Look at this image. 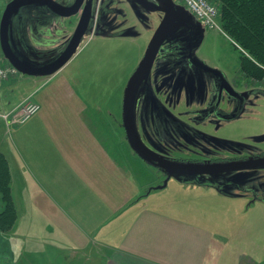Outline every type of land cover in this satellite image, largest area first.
Returning <instances> with one entry per match:
<instances>
[{
  "label": "rangeland",
  "instance_id": "rangeland-1",
  "mask_svg": "<svg viewBox=\"0 0 264 264\" xmlns=\"http://www.w3.org/2000/svg\"><path fill=\"white\" fill-rule=\"evenodd\" d=\"M120 1L124 13V17L120 18L122 26L132 28L137 36L92 37L78 55L53 76L29 77L20 73L0 83V113H10L28 98L42 107L37 115L41 118L36 130L37 137L29 136V141L19 137V132H24L28 124L8 127L0 117V151L14 161L13 158H18L21 150L27 161L32 164L34 159L30 158V154L37 150V157L42 160V166L37 168V175L42 178L45 176L44 172L48 175V169L43 170L48 164L55 166L53 171H58L51 173L52 183H56L59 176H62L63 183H66L67 176L69 181L76 184L84 182L85 180L77 175L79 170L84 173L86 179L93 182L114 181L115 170H111V167H125L131 163L135 176L138 175L135 182L139 184L140 198L151 193L148 195L150 207H164L163 212L181 215L188 228L198 231L197 245L200 244L203 251H206L213 241L216 248L220 249L223 245L222 252L218 253L217 250L218 264H232L234 255L237 257L241 251H248L250 258L264 264V166L233 172L172 176L168 172L154 170L137 158L129 146L125 130L122 128L125 86L143 60L163 24L166 13L163 6L161 10L152 8L154 4L162 5L160 0ZM174 2L177 21L158 49L151 68L172 62L178 66L182 64L192 68L191 59L195 58L216 70L218 107L214 113L209 111L206 118L192 117L193 119L188 120L190 113L187 112L189 116L179 117L178 122L182 127L178 128L156 107L147 106L142 112L145 117L143 123L147 125L150 116L151 129L150 126H147V129L151 131V138L158 139V142L154 140V143H146L143 140V143L162 158L175 161L225 156L228 154L227 145L245 148L252 153L264 152V142L256 143L254 139L264 136V89L251 88L246 90L247 94L241 91V86L232 87V94L227 90V86L232 85L235 78L242 76L240 54L249 56L248 53L224 31L219 21L221 30H207L183 3L179 0ZM213 4L220 12L219 5L215 1ZM74 19L76 25L77 19ZM56 27L58 24L55 25L54 32L57 31ZM0 54L2 64L9 65L2 53L1 44ZM251 86H258V83L252 81ZM199 91L203 93L201 88ZM138 94L147 96L145 81ZM209 103L210 100L205 104L188 105L182 101L180 105H184L181 107L187 110L193 107L210 110ZM160 105L163 107L162 103ZM166 108L170 110L174 107L167 104ZM173 113L177 116L174 111ZM228 113L237 114V117L227 120L221 116ZM75 117L86 119L87 130L93 134L92 140L73 144L59 138L52 141L50 136L46 135L69 132L70 120L75 121ZM133 120L138 128L136 123L140 122L135 113ZM55 122L59 124L54 125ZM56 127H59V130H56ZM73 127L78 132L77 123H74ZM183 136L192 138L193 141H175ZM168 138L171 145L169 147L174 150H165L163 147L164 139ZM204 149L209 153H204ZM62 151L65 154L63 157ZM233 153L238 154L236 151ZM71 162L78 167V173L75 175L73 172L63 173L62 170L64 166H69L66 169L69 170ZM122 179L123 184L127 185V180L124 177ZM17 183H14L16 201L21 190ZM134 183L132 187H135ZM17 203L19 207V201ZM155 211L159 212L157 209ZM12 235L16 240L11 242L17 246L14 247L15 257L11 258L12 263L21 259V262L36 264L33 260L34 254L18 253L20 242L14 234ZM204 260L206 261L205 254Z\"/></svg>",
  "mask_w": 264,
  "mask_h": 264
},
{
  "label": "crops",
  "instance_id": "crops-1",
  "mask_svg": "<svg viewBox=\"0 0 264 264\" xmlns=\"http://www.w3.org/2000/svg\"><path fill=\"white\" fill-rule=\"evenodd\" d=\"M37 115L29 123L21 124H28L24 132H19L22 140L37 137L41 120ZM85 121V118L77 117L75 121L70 120L69 132L46 135L52 141L59 138L73 144L90 141L93 134L87 130ZM74 123L79 126L78 132ZM57 124L59 122L54 123ZM55 129L59 130V127ZM64 155L62 151V157ZM30 158L34 159L32 164L21 150L14 161L7 157L17 207L19 201V217L10 233L0 232V264H34L21 262V259L12 263L14 247H17L11 242L16 240L12 234L20 242L18 253L34 254L36 264H218L217 250L222 252L223 245L216 248L213 241L203 251L201 245H197L198 231L188 228L181 215L163 212L164 207H150L148 195L151 193L140 198L139 184L135 182L138 175L135 176L131 163L125 167H111L115 170L116 180L93 182L80 170L78 173V167L71 162L70 169L66 170L69 166H64L62 172L78 173L85 181L76 184L67 176L63 183L62 176L58 175L56 183H52L51 173L58 172L53 171L55 166L48 164L43 168L49 173L46 175L43 171L45 176L42 178L37 175V168L42 166L37 150L31 152ZM122 177L127 180V185L123 184ZM15 182L21 187L18 201ZM133 183L135 187H132ZM247 253L241 251L237 257L234 255L231 263L260 264Z\"/></svg>",
  "mask_w": 264,
  "mask_h": 264
},
{
  "label": "flooded vegetation",
  "instance_id": "flooded-vegetation-1",
  "mask_svg": "<svg viewBox=\"0 0 264 264\" xmlns=\"http://www.w3.org/2000/svg\"><path fill=\"white\" fill-rule=\"evenodd\" d=\"M11 1L12 0H0V12L2 16L8 4ZM55 1H57L59 4L63 6H68V7H72V6L74 7L76 2H80L77 4V6L80 5L77 15H74L70 18H61L54 15L48 8L39 6L40 10H35L33 12L23 10L22 13L23 15L19 16V18H17L15 22L17 39L15 41L16 46L12 47L13 52L16 56L20 58L21 61H23L26 64L33 65L36 63L50 62L55 58H57V56L60 55L65 50V48L73 39L86 7H90V12H92L91 14L92 18L90 20L89 29L93 27V31L92 34H89L90 33L89 31L85 34L73 58L78 55L84 44L87 41H90L92 37H104V38L132 37V36L124 35L126 30H130L132 28H127V27L123 28L122 26V22L120 21V18L124 17V13L121 9L122 2L120 0H55ZM2 16L0 17V25H1ZM74 18L77 19L76 25H74V20H75ZM56 24H58V27H56L57 31L54 32V27ZM132 32L134 31L131 30L128 33H132ZM198 51H197V55H198ZM139 65L135 68L129 80L127 81L125 86L126 88L131 78L138 70ZM191 66L192 68H189L187 65L182 66V64L178 66L177 63H173V62L171 64L168 63L163 65L159 64L155 68L146 69L142 73V75H140L139 79L135 84V92H134L135 97L133 100L134 102L133 105H134V113L136 115V119L138 116L140 122L139 124L138 123L136 124L139 125V127L137 128L138 130L137 133H138V138L142 144H144L143 140L146 143L147 142L154 143L155 141L158 142V139L151 138L152 135L150 131L151 129L150 116L149 119L147 120V125L143 123L145 117L142 114V112L144 111V108L147 106L156 107L158 111L160 113H163V115L167 119H169L170 121L172 120V122L176 124V127L178 128L182 127L180 126V122H178L180 116L184 118L186 116H189L188 114L190 113L188 120L193 119L192 117L206 118L208 116L209 111L214 113L215 109H217L218 104L216 103L217 102L216 76H218V72H216V70L214 69L205 66L203 63L199 62L195 58L191 59ZM241 77L235 78L232 81L233 86L232 85L227 86V90L229 93L231 94L234 93L233 88H238L240 86L243 87L244 90L242 89L241 91L242 92L245 91V94H247L246 90H250L251 88L264 89V87H258V86L252 87L251 82L247 77H245L243 74ZM144 81H145V88L147 90V96L138 94V91L140 90L141 85L143 84ZM200 88L203 90V93L202 92L200 93L199 91ZM208 100H210L208 107L210 108V110L194 109L195 107L191 108V110H187L186 108L181 107L184 105H180L182 101H185L188 105H191L195 103L205 104L208 102ZM160 103L163 104V107H161ZM167 104H172L174 108L168 110L166 108ZM175 107H179V108H175ZM137 109L139 110V112H137L138 111ZM173 111L176 113L177 116H175ZM187 112L189 113L186 114ZM229 115H235V118L237 117V114H230V113L225 115L223 114L221 116L228 120ZM122 119H123V111H122ZM147 126H150L149 130L147 129ZM175 141L188 142V141H193V139L192 138L187 139L186 137L183 136L182 139ZM261 142L257 141L256 143H261ZM169 146H171L170 139L169 138L166 140L164 139L163 147L165 148V150L169 148L174 150L172 147ZM227 146H228L227 147L228 151L226 153L228 154H226L225 156L211 157L210 159L192 158L189 160H182L180 162L209 166L211 164H217V163L244 162L249 160L250 158L264 157V152L252 153L248 149H247L248 151L245 150V148H237L234 145H227ZM155 148L157 147L155 146ZM147 149L153 155L162 158L161 155H158L150 148L147 147ZM235 151L238 154L233 153ZM203 152L207 154L209 153V151H207L206 149H204ZM136 157L139 158L137 155ZM165 159L167 158L165 157ZM168 160H172V159L168 158ZM151 167L154 170H158L164 173V171H162L161 169L155 168L153 166ZM204 173L207 174L208 171Z\"/></svg>",
  "mask_w": 264,
  "mask_h": 264
},
{
  "label": "water",
  "instance_id": "water-1",
  "mask_svg": "<svg viewBox=\"0 0 264 264\" xmlns=\"http://www.w3.org/2000/svg\"><path fill=\"white\" fill-rule=\"evenodd\" d=\"M162 5L154 4L152 8L154 10H161L162 6L165 9V18L162 26L154 36L149 48L141 61L138 70L131 78L124 94L123 102V128L125 130L126 139L133 150V152L144 162L155 168L161 169L164 172L170 173V175L179 174H195V173H218V172H233L237 170L253 169L264 166V157L250 158L244 162H231V163H217L209 166H202L194 163H184L180 161L168 160L153 155L148 151L147 147L142 144L138 138L137 128L133 120V100L135 95V84L140 75L146 70L150 69L153 63V59L156 56L158 49L164 43L169 36L174 24L177 21V9L174 0H160ZM76 2L74 7L63 6L55 0H12L1 19L0 25V44L5 59L15 67L21 74L29 77H41L46 78L55 75L62 68H64L73 58L77 52L83 37L89 31L90 20L92 18L90 7H86L84 14L82 15L79 26L75 32V35L65 50L57 56L54 60L44 63H36L29 65L20 60L13 52L15 41L17 39V31L15 28V22L19 16L23 15V10L33 12L40 10V7L48 8L54 15L61 18H70L77 15L80 5ZM40 6V7H39ZM57 6V7H56ZM77 7V8H76ZM204 28V27H203ZM130 30H126L125 36H137L135 32L128 33ZM235 118V115H229L228 119ZM256 141H264V136L254 138ZM208 169V170H207ZM170 176V178L172 177ZM167 183V182H166ZM164 187V186H163ZM161 189V187H160Z\"/></svg>",
  "mask_w": 264,
  "mask_h": 264
},
{
  "label": "trees",
  "instance_id": "trees-1",
  "mask_svg": "<svg viewBox=\"0 0 264 264\" xmlns=\"http://www.w3.org/2000/svg\"><path fill=\"white\" fill-rule=\"evenodd\" d=\"M209 1L219 5V22L224 31L249 55L240 54V72L251 83L254 81L258 87H264V0ZM18 217L10 164L6 155L0 151V232L10 233Z\"/></svg>",
  "mask_w": 264,
  "mask_h": 264
},
{
  "label": "built area",
  "instance_id": "built-area-1",
  "mask_svg": "<svg viewBox=\"0 0 264 264\" xmlns=\"http://www.w3.org/2000/svg\"><path fill=\"white\" fill-rule=\"evenodd\" d=\"M190 12H192L207 30H221L219 25V10L209 0H179ZM19 71L11 65L2 64L0 54V83L18 76ZM41 110V105L32 101L31 98L24 100L10 113L2 114L0 117L5 120L8 127L11 125H21L27 123L32 117L37 115Z\"/></svg>",
  "mask_w": 264,
  "mask_h": 264
}]
</instances>
